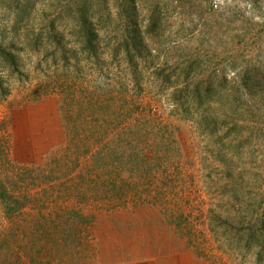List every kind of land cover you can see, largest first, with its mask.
<instances>
[{
	"label": "rangeland",
	"instance_id": "rangeland-1",
	"mask_svg": "<svg viewBox=\"0 0 264 264\" xmlns=\"http://www.w3.org/2000/svg\"><path fill=\"white\" fill-rule=\"evenodd\" d=\"M208 77L203 114L178 90ZM0 184L21 203L0 198V264H264V0H0Z\"/></svg>",
	"mask_w": 264,
	"mask_h": 264
},
{
	"label": "trees",
	"instance_id": "trees-1",
	"mask_svg": "<svg viewBox=\"0 0 264 264\" xmlns=\"http://www.w3.org/2000/svg\"><path fill=\"white\" fill-rule=\"evenodd\" d=\"M127 10H130L128 15L132 17L135 13V6ZM79 19L81 20V22H79V31H78L79 38L78 39L79 41L83 43V49L87 51L90 56H93V57L98 56L97 55L98 49H97V44H96L97 30L95 26L88 21L87 15L83 13H81V16ZM133 22L134 23H131L129 27H136L134 20ZM149 25H150L149 28L151 29L155 25V22H152ZM132 29L133 30L131 31L134 32V35L132 37L130 36L126 37L124 35V38L126 37L125 43L128 46V43L130 42V40H132L133 46H141L144 43V38H143V34L141 33V30L137 28H132ZM128 30L129 29H127V31ZM1 54L4 57L3 59L7 60L13 68L17 69L15 57L13 54H11V52H8L6 50H1ZM129 57L132 61L134 56L129 54ZM191 63L189 62L187 67H185L187 68L186 74L188 75L190 74V71L192 70ZM236 83H237L236 85L237 89L241 91L245 90V88L247 87H249V89H251L252 91H255L254 89L256 88V84L251 83L249 81V77L247 76L246 73H243L240 77H238V80L236 81ZM226 85H227V82L225 78L223 77H221L217 81V83L213 82L212 77H208V78H203L199 81H195L191 86L189 85L186 86L185 84H182L178 92L182 91L180 94L186 98L185 100H189L192 106L196 108L197 110H201L203 112L205 111L203 113L205 114L213 107L214 103L219 101V98L217 99L215 97L221 88L227 87ZM237 101H238L237 99H234L232 100L231 103L236 104ZM1 186H0V198L2 199V202L4 203V205H6L7 211L12 212V209L14 211V208L18 207V204H21V203H19L17 200L13 201L12 196H8L9 194L5 193L4 188L2 189ZM80 199L83 201L85 197L80 196ZM256 214L258 216V219L256 220L259 221V224L262 228L260 230L261 232L259 233V235L262 234V236L260 238V242L258 243L261 249L263 250L264 249V210L262 213H259V214L256 213ZM252 235L254 236L256 235V233H253Z\"/></svg>",
	"mask_w": 264,
	"mask_h": 264
},
{
	"label": "crops",
	"instance_id": "crops-1",
	"mask_svg": "<svg viewBox=\"0 0 264 264\" xmlns=\"http://www.w3.org/2000/svg\"><path fill=\"white\" fill-rule=\"evenodd\" d=\"M114 254L116 259H122V261H114L112 264H209L198 254L182 250V245L165 250L155 246L152 250L136 251L133 254L117 250Z\"/></svg>",
	"mask_w": 264,
	"mask_h": 264
}]
</instances>
